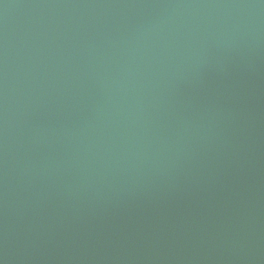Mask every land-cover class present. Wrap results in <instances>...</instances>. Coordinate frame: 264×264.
<instances>
[{"label":"water","instance_id":"water-1","mask_svg":"<svg viewBox=\"0 0 264 264\" xmlns=\"http://www.w3.org/2000/svg\"><path fill=\"white\" fill-rule=\"evenodd\" d=\"M0 264H264V0H0Z\"/></svg>","mask_w":264,"mask_h":264}]
</instances>
